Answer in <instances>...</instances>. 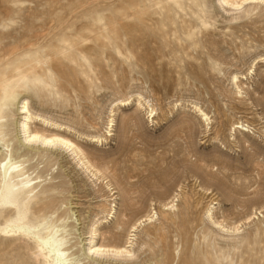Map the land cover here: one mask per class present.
<instances>
[{
	"label": "rangeland",
	"instance_id": "rangeland-1",
	"mask_svg": "<svg viewBox=\"0 0 264 264\" xmlns=\"http://www.w3.org/2000/svg\"><path fill=\"white\" fill-rule=\"evenodd\" d=\"M257 4L236 11L217 0H0V81L38 71L18 91L101 170L87 172L68 151L31 161L43 170L56 158L51 178L40 181L56 185L50 193L67 215L58 233L70 232L83 252L86 225L96 219L113 233L106 242L122 244L128 224L156 212L137 230L130 259L81 257V264H264V4L251 8ZM110 202L119 216L109 221L102 209ZM209 209L240 229L223 232ZM24 241L0 233V264H43Z\"/></svg>",
	"mask_w": 264,
	"mask_h": 264
},
{
	"label": "bare ground",
	"instance_id": "bare-ground-1",
	"mask_svg": "<svg viewBox=\"0 0 264 264\" xmlns=\"http://www.w3.org/2000/svg\"><path fill=\"white\" fill-rule=\"evenodd\" d=\"M217 2L223 7L227 5L230 6L232 10L236 11L243 9L249 2H258V4L262 5L264 4V0H217ZM258 4L251 5V8H257L259 6ZM243 45L244 43L242 46ZM246 51L248 52V49ZM211 54L208 55L212 57ZM216 61L218 60H215V65ZM252 64L255 65L254 61ZM217 66L219 68V65ZM19 68L20 67H16L15 69ZM43 68L44 67H41V70H43ZM28 69L30 70L31 68ZM37 73L38 71H33L30 72V74H26L25 71L21 70L16 74L17 79L11 84H5L3 81H0V233L5 237L16 236L19 240H27L24 242L28 245L31 244L34 247L32 257H34V259L36 258V260L41 263L43 262V264H81V257H85V259L91 258L97 263L105 262L108 259H130V257L136 252L134 251V247L137 244L136 232L144 222L148 220L151 221L154 218L156 212L153 210L148 211L145 216H140V218L136 219L131 225L128 224L129 228L127 231L124 230L126 231V236L124 237L125 241L123 240L124 243L122 244H113L114 242L109 244L106 242L105 236L107 233L108 235L109 233L111 234L112 231L107 230L106 227V229L103 228L105 230H101L99 227L100 224L98 223L99 221L96 219L90 220L86 225V231L84 233H87L88 237L85 238L83 252L76 249L74 250V247L77 244L75 245L74 243H69L68 234L70 232L64 230L63 232L58 233V230L64 225L67 215L66 213H62L58 205L55 204L54 200L56 195L50 193V191L56 189V185L50 182V180L49 182L40 181L44 175L47 176L49 174V167H53L56 158L49 157L50 159H47L46 167H44L43 170H38L40 167L39 162L31 163V161L35 159L37 155H40L41 157V153L43 154V152H46L47 154V151H68L71 152L72 156H74L77 166H81V168L87 172H91L96 176L101 170L97 169L98 167L96 168L87 153L84 151L83 147L80 146L81 144L79 145L67 132L63 131L62 124L50 116H46L41 112L33 110L30 106L29 94H23V92L18 91V88H24L29 84V79L36 78L35 76ZM238 74L234 73L230 77L233 85H235L234 87L238 88V90L235 88V92L243 95L242 86H240V83L238 82V79L240 78V76L238 78ZM28 77L29 79H27ZM118 101L120 104V102L125 103L130 100L127 98ZM137 102L138 106L143 105L141 98H139ZM14 105L16 106L15 113L13 111L14 109H12V106ZM196 108L198 110L197 112H200V116L202 117L201 119H203L204 122H207V125L209 126L211 121L209 113L198 105ZM155 111L156 109L153 105H151V107L149 106L147 113L152 116ZM111 112H113V108H111ZM15 114L18 115V118L14 117ZM114 119L113 114H109L105 122L108 135H112L111 132L114 126ZM239 127L240 126L234 128L239 129ZM94 138L100 140V136L98 135ZM23 147L24 150L22 152L21 149ZM27 162L31 163L30 166L26 165L28 164ZM50 173H52V171ZM45 179L42 180L45 181ZM174 199L175 197L171 200V202L169 201V203H167V205L172 203L170 208L175 205L173 203ZM115 205L116 203L113 204V202H110L109 207H107V204L106 206L104 205L105 207L102 209V212L105 215L103 216L105 219L107 218V220H109V218L113 219L119 216ZM212 211L213 210L209 209L207 216H209V219H211L210 221L218 226V228H220L223 232H228V234L231 233L230 235H232L233 232L240 229L239 224H224L222 220L219 221L214 219ZM249 218L250 217L246 219L248 220ZM120 225H115L116 229H119L118 227ZM119 233V236H121V232ZM235 233L234 235H236ZM28 241L30 243H28ZM94 262L92 263L94 264Z\"/></svg>",
	"mask_w": 264,
	"mask_h": 264
}]
</instances>
